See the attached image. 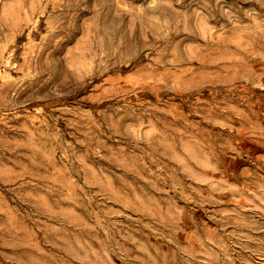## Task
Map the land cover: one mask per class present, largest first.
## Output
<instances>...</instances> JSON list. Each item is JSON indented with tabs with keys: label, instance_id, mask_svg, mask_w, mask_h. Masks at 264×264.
Instances as JSON below:
<instances>
[{
	"label": "rangeland",
	"instance_id": "obj_1",
	"mask_svg": "<svg viewBox=\"0 0 264 264\" xmlns=\"http://www.w3.org/2000/svg\"><path fill=\"white\" fill-rule=\"evenodd\" d=\"M0 264H264V0H0Z\"/></svg>",
	"mask_w": 264,
	"mask_h": 264
}]
</instances>
